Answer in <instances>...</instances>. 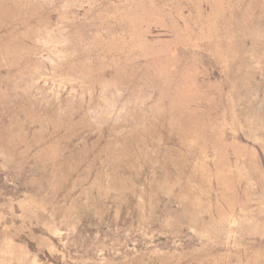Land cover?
Here are the masks:
<instances>
[{
  "label": "rangeland",
  "instance_id": "rangeland-1",
  "mask_svg": "<svg viewBox=\"0 0 264 264\" xmlns=\"http://www.w3.org/2000/svg\"><path fill=\"white\" fill-rule=\"evenodd\" d=\"M0 264H264V0H0Z\"/></svg>",
  "mask_w": 264,
  "mask_h": 264
}]
</instances>
